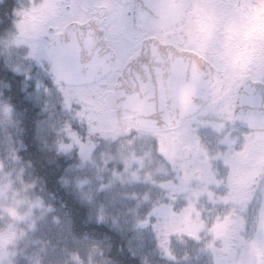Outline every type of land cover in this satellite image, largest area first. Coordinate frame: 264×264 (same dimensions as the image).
<instances>
[{"label": "flooded vegetation", "instance_id": "1", "mask_svg": "<svg viewBox=\"0 0 264 264\" xmlns=\"http://www.w3.org/2000/svg\"><path fill=\"white\" fill-rule=\"evenodd\" d=\"M255 4L156 0L155 27L147 31L135 26L134 5L120 0H0V25H7L0 32V59L26 72V61L47 62L55 54L57 74L81 81L71 85L54 74L56 94L97 86L98 97L102 90L118 120L102 135L143 145V157H160L162 184L152 183L149 194L160 193L152 206L167 212L197 209L207 197L214 208L230 211L226 220L251 224L256 199L264 205V155L255 156L264 152V140L234 116L244 91L249 112L264 115V5ZM80 27L91 44L77 57L75 49L54 46ZM176 131L191 144L170 157L167 137ZM195 157L202 167L193 175L182 171ZM161 221V215L149 216L131 229L106 222L103 253L92 264L173 263L186 253ZM139 229L142 234H136Z\"/></svg>", "mask_w": 264, "mask_h": 264}, {"label": "rangeland", "instance_id": "2", "mask_svg": "<svg viewBox=\"0 0 264 264\" xmlns=\"http://www.w3.org/2000/svg\"><path fill=\"white\" fill-rule=\"evenodd\" d=\"M75 14L85 17L83 11ZM97 90L93 86L56 94L45 110L51 114L45 116L40 130L44 139L53 132L55 146L76 150L81 156L82 163L71 169L66 181L70 191L88 205L93 219L131 229L149 216L161 215V226L186 253L170 264H264V205L256 199L251 224H237L236 218L226 220L230 211L214 208L207 197L200 200L197 209L180 207L167 212L152 206L160 195L149 194L152 183L162 184L160 157H143V145L129 146L124 139L102 136L118 120L102 90L94 97ZM56 103L61 105L59 113ZM123 117L127 121L132 118L128 114ZM17 120L14 112L0 106L1 141L16 144L14 139L20 134ZM86 128L85 139L81 130ZM167 144V154L174 157L180 145H190L191 141L176 131L167 137ZM263 155V151L255 154L257 158ZM201 167L200 158L195 157L181 170L193 175ZM25 179V173L5 168L0 162V264H92L98 253H103L102 248L93 241L87 243L86 238L74 237L66 219L59 221L57 216L52 221L51 208L42 196H34L33 189L23 185ZM136 234H142L141 229ZM193 251L196 253H189ZM160 264L169 263L160 260Z\"/></svg>", "mask_w": 264, "mask_h": 264}, {"label": "trees", "instance_id": "3", "mask_svg": "<svg viewBox=\"0 0 264 264\" xmlns=\"http://www.w3.org/2000/svg\"><path fill=\"white\" fill-rule=\"evenodd\" d=\"M6 83H8V79L4 81L0 77V90L3 89ZM15 92H19V96L13 94L15 102L12 100L11 103L15 105L14 114L19 118L17 122H19L20 134L14 139L16 144L0 140V149L7 147L11 159L14 161L13 164L2 162L4 167L16 169L26 174V179L22 182L23 185L27 189L28 187L32 188L34 196L43 197L47 202L46 205L51 208L49 213L52 221L57 216H59V221L66 219L65 222L74 237H78L81 241L86 238L87 243L93 241L103 250V237L106 234L107 223L93 219L88 205L79 200L77 195L70 191L67 186L66 179L69 177L71 169L82 163L81 156L76 150L65 151L62 147L55 146L53 132L48 139H44L40 130L46 115L38 112L39 109L35 105H33L34 113L30 114V110L24 107L27 98L26 93H20L22 90L17 82H13V93ZM5 98L6 103L3 102V96L0 95V105H4V103L6 105L10 102L8 97ZM25 115L29 117L25 138L27 150L24 158H20L17 156V151L24 148V144L21 143V134L24 131L22 121ZM78 127V125H75L77 130ZM87 128L81 130L85 139L87 138ZM37 155L44 158L45 165L43 168L33 163V158Z\"/></svg>", "mask_w": 264, "mask_h": 264}, {"label": "snow or ice", "instance_id": "4", "mask_svg": "<svg viewBox=\"0 0 264 264\" xmlns=\"http://www.w3.org/2000/svg\"><path fill=\"white\" fill-rule=\"evenodd\" d=\"M264 5V0H256V4L253 7H259ZM7 28V25H0V32H3ZM74 43H80L83 48V42L79 37L73 40L71 34H68L62 43H57L55 40L53 44L57 48H72ZM54 56H50L48 61L37 59L35 61H26L30 64L27 71H21L19 68L10 67L0 59V77L6 76L8 83H6L0 93L3 95L13 93V82L19 83L23 93H26V100L24 107L30 110V114H33L36 108L47 109L50 102H54L56 97V89L53 86L52 77L55 72V60ZM14 99L13 96H9V104L5 105L9 112L15 110V105L11 103ZM61 109L60 103L55 104V111L59 113ZM74 126V125H73Z\"/></svg>", "mask_w": 264, "mask_h": 264}, {"label": "water", "instance_id": "5", "mask_svg": "<svg viewBox=\"0 0 264 264\" xmlns=\"http://www.w3.org/2000/svg\"><path fill=\"white\" fill-rule=\"evenodd\" d=\"M125 4H132L134 5V21L135 26L143 30L151 31L155 27V18H154V11H155V4L156 0H120ZM158 4V3H157ZM161 4V1H159ZM161 27V24H159ZM73 40L76 37H79L83 42V48H81L80 43H74L71 50H74V56H78L83 50L89 48V44H91V40L89 39V33L84 31L81 27L78 28L73 34H71ZM77 70V68H74ZM59 70V62H55V74L58 76V79L62 82L68 84H81V81L73 80L71 77L66 78L57 74ZM86 83V82H83ZM250 101L247 97V91H244L240 98H239V105H238V112L234 116L235 121L240 123L243 127L251 129L255 137L258 140H264V115L259 113H251L250 110ZM188 115V114H186ZM165 115H162V117ZM185 116V115H184ZM169 119V118H168Z\"/></svg>", "mask_w": 264, "mask_h": 264}, {"label": "clouds", "instance_id": "6", "mask_svg": "<svg viewBox=\"0 0 264 264\" xmlns=\"http://www.w3.org/2000/svg\"><path fill=\"white\" fill-rule=\"evenodd\" d=\"M190 58L191 59H197V62L198 63L200 62L197 57H190ZM201 66H202V69L207 67V65H203V64ZM10 95L13 96V93L6 94L4 96L9 98ZM13 101L15 102V98L13 99ZM28 123H29V117L27 115H25V117L22 121V127H23L24 131L21 134V143L24 144V148H20L17 151V156H19L20 158H24L25 151L27 150V142H26L25 138H26V134H27ZM0 162H6L8 164L14 163V161L11 159V154L8 151L7 147L0 149ZM33 163L38 165L39 167L43 168L45 165V161H44L43 156H40V155L35 156L33 158Z\"/></svg>", "mask_w": 264, "mask_h": 264}]
</instances>
